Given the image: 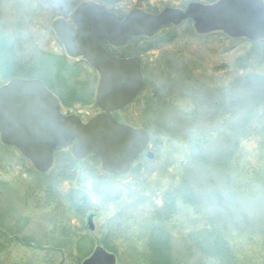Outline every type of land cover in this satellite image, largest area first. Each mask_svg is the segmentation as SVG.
I'll return each instance as SVG.
<instances>
[{
    "label": "rangeland",
    "instance_id": "374dc122",
    "mask_svg": "<svg viewBox=\"0 0 264 264\" xmlns=\"http://www.w3.org/2000/svg\"><path fill=\"white\" fill-rule=\"evenodd\" d=\"M82 1L0 0V86L16 76L42 79L27 68L40 56L51 55L40 62L43 75L52 67L66 73L54 61L58 58L77 64L69 83L81 89V96L77 91L79 96L69 99L63 86L48 80L56 94L62 93L63 110L87 120L101 111L100 73L85 57L70 56L53 27L59 17L71 22ZM191 1L105 4L118 13L135 7L155 13ZM116 48L142 57L144 86L115 113L149 130L155 157L144 152L118 175L105 170L97 155L75 157L70 146L56 154L49 170L40 171L0 134V264H81L62 234L64 224L72 232H87L94 246L112 243L117 264H149L152 213L183 177L190 180L197 204L178 202L176 213L163 223L173 234L178 263L215 264L194 256L188 235L216 223L229 237L235 264H264V41L219 29L199 32L187 19ZM73 200L84 207L80 212ZM26 238L31 243L21 241Z\"/></svg>",
    "mask_w": 264,
    "mask_h": 264
},
{
    "label": "water",
    "instance_id": "95a60500",
    "mask_svg": "<svg viewBox=\"0 0 264 264\" xmlns=\"http://www.w3.org/2000/svg\"><path fill=\"white\" fill-rule=\"evenodd\" d=\"M194 20L199 32L223 30L232 37L264 40V0L191 1L186 9L167 6L153 14L140 7L119 15L94 0L80 3L73 22L60 17L53 27L71 56L84 55L100 72L97 103L102 111L87 122L75 113H64L59 97L38 77H13L0 86V134L16 145L40 171L49 170L56 150L72 145L75 157L89 152L100 157L105 170L127 172L133 160L149 145V131L121 122L114 110L130 104L140 93L144 76L141 57H119L103 45L124 44L131 36L154 35L168 22ZM153 158L155 152L147 151ZM90 222V228L94 229ZM117 256L97 245L82 264H116Z\"/></svg>",
    "mask_w": 264,
    "mask_h": 264
},
{
    "label": "trees",
    "instance_id": "16d2710c",
    "mask_svg": "<svg viewBox=\"0 0 264 264\" xmlns=\"http://www.w3.org/2000/svg\"><path fill=\"white\" fill-rule=\"evenodd\" d=\"M208 1H212V0H208ZM105 3L110 5L109 3L111 2H109V0H105ZM104 44L113 53L118 55H125L122 52L121 53L118 52L120 51L119 47L116 48L111 44H109L107 41H104ZM114 48L119 50L115 51ZM47 56L50 57L51 55L50 56L47 55ZM47 56L46 55L42 57L40 56L38 58V62L32 64V67L28 66L27 67L28 72L41 77L44 80V82L49 86V88H51L54 92H58V91L55 90L54 86L51 84L49 80L53 81L55 84H59L63 86L65 88V91L64 90L63 91L65 92V95L69 97V99L75 96H79V94L81 96L80 93L81 91H79L81 89H78L77 85L74 87L72 86V84L70 85L69 83V80H71V78H74V74H76L75 72H77V64L69 65L64 60L58 58L55 59L54 61H57L58 65L60 66L63 65L65 69H67L66 73H62L57 68L52 67L48 74H46L45 72V74L43 75L42 71L44 72V70L41 67L40 62L44 61V59ZM15 67L11 66V68L14 69ZM20 68L22 67L19 65L17 69ZM58 71L61 73L58 74ZM62 74L64 78L62 77ZM46 76H48L49 78ZM72 83H76V82H72ZM77 91L79 94L77 93ZM58 95L61 99L63 98L62 93ZM83 95L85 94L83 93ZM81 100L84 101L85 99L82 98ZM61 150H58L56 154ZM91 154L95 155L93 153ZM263 185H264V175H263ZM73 201L74 202L76 201V203H73L74 207H76L77 210H79L80 212L81 208L83 209L84 207H80V201L78 200H73ZM178 202H182L184 204H190L192 206L197 204L196 203L197 199L192 184L190 180L186 177L182 178L180 184L177 187H175L172 190H169L165 194L163 203L160 206L156 207L152 213L153 214L152 217L156 221L155 223L152 224L147 238V240H149V244L147 248L149 253V264H179L175 254V248L173 244V240H174L173 234L163 224L176 213ZM62 229H63L62 234L64 238L68 239V241L71 243V246L73 247V249L71 250L72 256H74L77 262L79 263L81 260H83L87 255H89L92 252L94 248V240H92V238H89L87 232H83L82 229L80 230L76 229V231L72 232L65 224ZM79 231H81V233H79ZM188 239L192 241V247L190 248L195 251L194 256L200 258L206 257L215 264L236 263L234 248L229 240V237L225 233V231L221 229V227L216 225V223L207 224L205 226L198 228L197 227L193 228L188 235ZM21 241H25L26 243H31L32 240L30 238H26ZM101 243L104 244V246L109 250L112 251L117 250L115 246L107 240H102Z\"/></svg>",
    "mask_w": 264,
    "mask_h": 264
},
{
    "label": "flooded vegetation",
    "instance_id": "af4514ba",
    "mask_svg": "<svg viewBox=\"0 0 264 264\" xmlns=\"http://www.w3.org/2000/svg\"><path fill=\"white\" fill-rule=\"evenodd\" d=\"M182 8H186V7H182ZM157 12H159V11H157ZM183 21H185V20H183ZM183 21H182V22H183ZM71 22H72V21H71ZM182 22H181V23H182ZM181 23H179V24H181ZM179 24H174V23H172V22H169V23L163 25L162 27H164V26H166V25H174V26H177V25H179ZM162 27H161V28H162ZM161 28H160V29H161ZM160 29H159V31H160ZM140 36H146V35H140ZM136 37H138V36H136ZM166 37H168V38H174V35H170V36H166ZM133 38H135V37H133ZM111 52H112V51H111ZM112 53H113V52H112ZM114 54H115V53H114ZM116 55H117V54H116ZM120 56H122V55H120ZM140 57H141V56H140ZM141 67H142V57H141ZM142 90H143V89H142ZM141 92H142V91H141ZM140 94H141V93H140ZM140 94H139V95H140ZM117 111H118V110H117ZM71 112H72V111H68V112H66V113H71ZM115 112H116V111H115ZM78 115H79V114H78ZM79 116L82 118L83 121H87V120L89 119V118H88L87 120H85V119L83 118V116H81V115H79ZM96 245H97V244H96ZM96 245H95V246H96ZM101 245L104 246V244H101ZM95 246H94V247H95ZM104 247H105V246H104Z\"/></svg>",
    "mask_w": 264,
    "mask_h": 264
}]
</instances>
